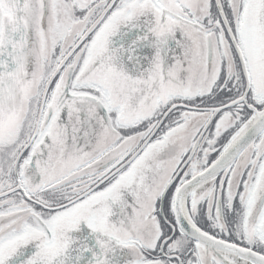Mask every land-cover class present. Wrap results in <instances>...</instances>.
<instances>
[{"label": "snow or ice", "instance_id": "obj_1", "mask_svg": "<svg viewBox=\"0 0 264 264\" xmlns=\"http://www.w3.org/2000/svg\"><path fill=\"white\" fill-rule=\"evenodd\" d=\"M0 264H264V0H0Z\"/></svg>", "mask_w": 264, "mask_h": 264}]
</instances>
